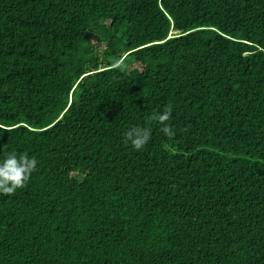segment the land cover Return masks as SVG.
Wrapping results in <instances>:
<instances>
[{
  "label": "trees",
  "instance_id": "obj_1",
  "mask_svg": "<svg viewBox=\"0 0 264 264\" xmlns=\"http://www.w3.org/2000/svg\"><path fill=\"white\" fill-rule=\"evenodd\" d=\"M11 150L0 264H264V0H0Z\"/></svg>",
  "mask_w": 264,
  "mask_h": 264
},
{
  "label": "clouds",
  "instance_id": "obj_2",
  "mask_svg": "<svg viewBox=\"0 0 264 264\" xmlns=\"http://www.w3.org/2000/svg\"><path fill=\"white\" fill-rule=\"evenodd\" d=\"M123 61L113 63L114 68L123 66ZM173 107L168 105L164 110L154 111L148 117L145 125L130 126L125 132V141L135 151L139 152L150 144L153 137L151 125L156 123L160 126V131L169 140L176 136V131L172 120ZM39 160L35 155L28 152L8 151L0 158V195L14 196L19 189L25 188L32 178L34 172L38 170Z\"/></svg>",
  "mask_w": 264,
  "mask_h": 264
}]
</instances>
